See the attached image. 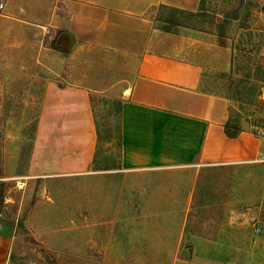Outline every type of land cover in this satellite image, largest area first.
I'll use <instances>...</instances> for the list:
<instances>
[{
	"label": "rangeland",
	"instance_id": "1",
	"mask_svg": "<svg viewBox=\"0 0 264 264\" xmlns=\"http://www.w3.org/2000/svg\"><path fill=\"white\" fill-rule=\"evenodd\" d=\"M0 4V19L14 15L11 0ZM176 15L181 26L175 31L214 45L225 41L221 46L233 53L232 67L226 74L213 72L210 88L229 99L230 119L240 133L264 137V0H199ZM172 16L163 7L150 13L157 27ZM7 30L14 31V24L0 21V54L8 56L0 58V264L264 261V199L252 206L254 214L234 198L251 168L242 163L127 167L117 136V93L94 96L102 133L111 130L117 137L98 143L88 172L24 179L49 75L39 61L31 70L29 60L15 63L23 40L6 37ZM46 60L53 70L64 66L53 56ZM5 62L28 71L7 69Z\"/></svg>",
	"mask_w": 264,
	"mask_h": 264
},
{
	"label": "crops",
	"instance_id": "2",
	"mask_svg": "<svg viewBox=\"0 0 264 264\" xmlns=\"http://www.w3.org/2000/svg\"><path fill=\"white\" fill-rule=\"evenodd\" d=\"M198 1L11 0L14 15L0 21L14 24L6 37L23 40L15 63L29 60L31 70L39 61L49 75L28 179L88 172L98 146L92 96L117 93L124 165L242 163L250 175L234 198L247 203L246 213H257L252 206L264 199V137L249 131L228 137L229 99L214 93L208 81L213 72H229L233 53L195 35L162 31L150 17L164 5L186 10ZM32 47L39 52L30 53ZM49 56L64 65L61 70L47 66Z\"/></svg>",
	"mask_w": 264,
	"mask_h": 264
},
{
	"label": "trees",
	"instance_id": "3",
	"mask_svg": "<svg viewBox=\"0 0 264 264\" xmlns=\"http://www.w3.org/2000/svg\"><path fill=\"white\" fill-rule=\"evenodd\" d=\"M163 8H168L171 9L173 12V16L165 21L162 22V25H160L158 28L162 31L165 32H176L179 33V31H175L179 26H181V22L178 20V16L176 15V13H180V14H184L185 10L180 9V8H176V7H170V6H162ZM221 45H225V41H220ZM92 106L94 109V96H92ZM117 104L119 105L120 108V124L118 126V131H117V136L118 137H122V102L121 101H117ZM94 116H95V112H94ZM95 123H96V129H97V138H98V143L101 141H111L113 138L117 137L114 132L112 134V131L110 130V134H104L101 131V127L100 124L98 122V119L95 116ZM237 124L233 121H231V119H229L224 128H225V132L227 134L228 137L230 138H236L239 134H240V129L236 126ZM97 150H96V154H95V158L97 156Z\"/></svg>",
	"mask_w": 264,
	"mask_h": 264
},
{
	"label": "built area",
	"instance_id": "4",
	"mask_svg": "<svg viewBox=\"0 0 264 264\" xmlns=\"http://www.w3.org/2000/svg\"><path fill=\"white\" fill-rule=\"evenodd\" d=\"M0 8L3 9L4 8V4H0ZM260 98H261V101L264 102V92L260 94ZM24 179H28L27 177H25ZM18 186L20 188L23 187V183L22 182H18Z\"/></svg>",
	"mask_w": 264,
	"mask_h": 264
}]
</instances>
